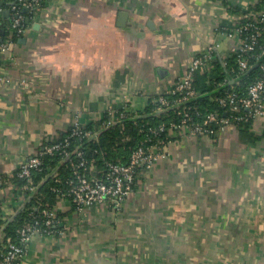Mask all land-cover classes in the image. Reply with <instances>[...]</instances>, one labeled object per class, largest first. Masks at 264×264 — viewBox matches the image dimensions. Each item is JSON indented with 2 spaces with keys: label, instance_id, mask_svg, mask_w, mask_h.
Listing matches in <instances>:
<instances>
[{
  "label": "crops",
  "instance_id": "obj_1",
  "mask_svg": "<svg viewBox=\"0 0 264 264\" xmlns=\"http://www.w3.org/2000/svg\"><path fill=\"white\" fill-rule=\"evenodd\" d=\"M254 6L264 0H45L25 10L29 27L2 60L0 180L78 114L95 124L124 105L142 112L209 48L199 71L226 64L239 47L229 33ZM139 177L118 209L60 200V228L34 237L21 264H264V117L213 138L178 134Z\"/></svg>",
  "mask_w": 264,
  "mask_h": 264
},
{
  "label": "built area",
  "instance_id": "obj_2",
  "mask_svg": "<svg viewBox=\"0 0 264 264\" xmlns=\"http://www.w3.org/2000/svg\"><path fill=\"white\" fill-rule=\"evenodd\" d=\"M10 12L14 15L12 23L13 28H19L18 33H25L22 29V23L26 19L20 9L31 11L38 9L42 3L41 0H11ZM247 22L234 29L229 33V37H238L239 47L237 50V61L242 71L248 68L249 59L247 56L255 53L256 49H261L264 53V46L260 40L264 41V13L263 12H247L244 17ZM12 42H6L0 45V81L4 79L1 73L3 56L11 52L13 47ZM255 51V52H254ZM211 48L207 50V54L197 57L189 65L186 74L164 91L158 98V110L169 109L181 106L186 102L194 99L197 96V91L194 88L195 73L211 58ZM264 70V62L261 65ZM165 95L172 96L173 99H168ZM220 106L227 108L223 117L215 112H210L202 116L200 112H193L191 107H184L179 115L182 117L179 124L172 123L166 128L165 124L160 125L158 129L151 128L150 132L155 135L161 132H168L166 139L153 142L152 139L146 141L149 145H141L132 151L130 160L127 163H109L107 171L103 179H89L84 175H77L75 181H71L68 192L64 194L62 200H69L79 207H89L95 204L113 203L119 208L122 203L133 192V185L138 175V170L141 173L152 170L158 161L168 152V146L173 142L174 136L180 134L200 136V137H216L233 126H237L238 122L247 121L250 118L264 117V79H260L252 84L245 96L238 97L236 92H228L225 96L217 100ZM245 110V112H243ZM132 109L128 105H124L119 109H112L106 114L108 117V125H112L119 119L126 118ZM196 116L202 117L200 121H196ZM80 114L76 116L74 130L70 137L64 141L54 143L45 147V152L50 155L68 156V148L71 146V138L74 136L80 140L93 138L92 131H85L82 128ZM214 125L215 127H211ZM77 155L82 157V152L78 151ZM43 161L36 156L24 164H22L15 172L19 178H29L34 171L42 170ZM12 173L8 174L11 178ZM11 187L9 181L5 182V187L0 186V194L6 193V190ZM13 187V186H12ZM33 188L25 187L18 192L10 191L5 197L6 202L0 211V216L6 217L11 214V207L19 205V200L25 202L29 195L26 191L32 192ZM32 214V213H31ZM41 216L40 220L36 219ZM36 222L34 225H27L20 230L18 234L22 246L4 239L0 235V264H21L27 252V246L34 237H53L57 230L58 214L54 210H41L40 215L35 216Z\"/></svg>",
  "mask_w": 264,
  "mask_h": 264
},
{
  "label": "trees",
  "instance_id": "obj_3",
  "mask_svg": "<svg viewBox=\"0 0 264 264\" xmlns=\"http://www.w3.org/2000/svg\"><path fill=\"white\" fill-rule=\"evenodd\" d=\"M3 1L10 2L11 0H0V4ZM41 1L40 7L44 5L45 0ZM250 10L264 13V10L262 11L258 6H254ZM20 13L26 18L21 28H28L29 26L26 23L28 13L25 12L23 7L20 9ZM13 20V14L9 16L0 14V45L6 42L17 44L21 37H23V33H18L19 28L12 27ZM246 22V19H242L236 28L244 25ZM2 29H5L4 34L1 33ZM260 43L264 46L263 40H260ZM255 51V53L247 56L249 64L248 68L244 71L239 67L237 53L228 59L226 64L218 59L212 63V69L210 68L205 72L197 70L193 84L198 94L194 99L181 106L158 110L159 96L152 100L149 106L142 112L132 110L126 118L119 119L112 125L107 124L108 117L105 115L98 123L82 125L83 130H90L94 133L93 138L82 140L76 136L71 138L72 143L68 148V156L50 155L45 150H42L37 155L43 161L41 171H34L31 177L24 179L16 176V171L13 172L15 175L11 178H8V175L4 176L0 180V186L2 187H5V182L9 181L12 191L18 192L25 187L33 188V190L32 192H25L29 196L23 204L11 207V214L6 217L0 216V235H3L4 239H11L17 245L22 246L18 230L29 224L34 225L36 219L40 220L41 216H38L36 219L35 216L40 215L41 210H55L64 194L68 192L71 181H75L77 175H84L89 179H103L109 163H127L133 150L142 144H150V142L146 143L147 140L152 139L153 142H157L166 139L167 130L155 135L150 132V129H158L162 124H165L166 128L172 123L179 124L182 119L179 112L184 107L189 106L193 108L192 111L194 113L200 112L202 116L215 112L223 117L227 108L220 106L217 101L218 98L233 91L237 93L238 97L245 96L252 84L260 79H264V70L261 68L264 62V53L261 49H256ZM165 96L170 100L173 99L172 96ZM201 119L202 117L199 116L195 118L196 121H200ZM252 122L253 118H250L247 121L238 122L237 127L247 130ZM211 127L215 126L212 125ZM73 130L74 128L58 142L70 137ZM78 151L82 152V157L77 155ZM140 173L141 170H138L133 191L140 182ZM5 202L6 197L0 194V211H2ZM109 204L118 209L113 203ZM57 227H59V222L56 225ZM0 248H2L1 243Z\"/></svg>",
  "mask_w": 264,
  "mask_h": 264
},
{
  "label": "water",
  "instance_id": "obj_4",
  "mask_svg": "<svg viewBox=\"0 0 264 264\" xmlns=\"http://www.w3.org/2000/svg\"><path fill=\"white\" fill-rule=\"evenodd\" d=\"M9 15H10V13L7 12V15L6 16H9ZM125 19H126V13H121L120 20L123 22V21H125ZM4 32H5V29H2L1 30V33L4 34Z\"/></svg>",
  "mask_w": 264,
  "mask_h": 264
}]
</instances>
